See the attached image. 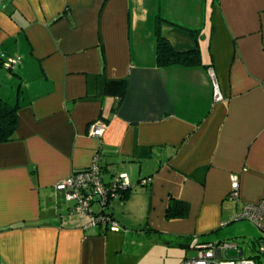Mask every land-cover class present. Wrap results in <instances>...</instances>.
I'll use <instances>...</instances> for the list:
<instances>
[{
    "label": "crops",
    "instance_id": "1",
    "mask_svg": "<svg viewBox=\"0 0 264 264\" xmlns=\"http://www.w3.org/2000/svg\"><path fill=\"white\" fill-rule=\"evenodd\" d=\"M158 18L199 65L157 67ZM0 57L21 59L5 77L0 65V102L19 106L0 144V264H154L189 236L222 243L210 236L264 195V0H1ZM123 80L120 102L104 93ZM97 121L101 138L88 135ZM96 153L105 182L132 187L108 212L118 231L55 191ZM170 196L187 218L165 219Z\"/></svg>",
    "mask_w": 264,
    "mask_h": 264
},
{
    "label": "built area",
    "instance_id": "2",
    "mask_svg": "<svg viewBox=\"0 0 264 264\" xmlns=\"http://www.w3.org/2000/svg\"><path fill=\"white\" fill-rule=\"evenodd\" d=\"M2 58V66L6 72L11 73L20 66L21 59L19 57ZM209 76L213 82V99L220 101L222 97L212 70H209ZM106 127L107 124L103 122H93L89 125L88 135L101 138ZM99 161L100 153H96L86 168L76 171L58 182L55 185V191L62 194L65 200L71 204L69 212L87 216L90 226H104L111 231H118L119 224L107 212V209L113 200L121 199L122 193L131 190L132 187L126 174L114 176L110 182H105ZM141 183L145 185L147 181L142 180ZM238 191L239 178L233 176L230 197L237 199ZM95 205L100 207L97 212L93 208ZM236 220H248L260 229L262 238L259 239L258 253L264 256V195L257 203L245 205ZM189 248L197 250V255L184 259L179 264H257L251 258H224V252L230 248H237L236 244L203 243L198 237L193 236L189 241Z\"/></svg>",
    "mask_w": 264,
    "mask_h": 264
},
{
    "label": "trees",
    "instance_id": "3",
    "mask_svg": "<svg viewBox=\"0 0 264 264\" xmlns=\"http://www.w3.org/2000/svg\"><path fill=\"white\" fill-rule=\"evenodd\" d=\"M161 19H157V39H156V65L159 68L168 67L172 65H183V66H196L200 64V50L198 48L186 52L175 51L168 40L163 38L159 33V24ZM184 29V28H183ZM189 32L195 40L198 42L200 37L199 30H189ZM3 58L0 57V65L2 66ZM5 70V69H4ZM127 91V81L121 82H110L105 85L104 93L106 95L113 96L117 101H121ZM19 109L18 104H9L7 102H0V144L9 143L13 141L14 132L16 129L17 118L16 113ZM142 180H140V183ZM132 190V189H131ZM127 190L122 193V198L126 199L131 192ZM189 215V204L176 199L172 196L168 198L167 206L165 210L166 220H177L185 219ZM192 236H189V241ZM206 243V242H203ZM189 248V244H188ZM187 259V258H185ZM183 261V260H182Z\"/></svg>",
    "mask_w": 264,
    "mask_h": 264
},
{
    "label": "rangeland",
    "instance_id": "4",
    "mask_svg": "<svg viewBox=\"0 0 264 264\" xmlns=\"http://www.w3.org/2000/svg\"><path fill=\"white\" fill-rule=\"evenodd\" d=\"M1 75L5 77L4 68L1 69ZM5 72V73H4ZM2 87L5 90H10V85L6 84L7 80L4 78ZM13 86V85H12ZM15 87V86H14ZM13 89V92L16 91ZM14 100L11 102L13 104ZM119 175V174H118ZM116 175V176H118ZM119 203V201H116ZM94 210L97 212L100 210L98 205H95ZM112 210V204L108 207L107 212ZM234 220V219H233ZM213 241H222L224 244H236L237 248H230L224 252V258L226 259H237V258H251L254 259L257 264H264V256L259 255V239L262 238V232L260 229L248 220H235L227 226L221 228L217 233L210 236ZM208 238V237H207ZM207 241V239H205ZM216 243V242H213ZM170 257H157L154 264H179L183 258H193L197 255L195 249H179L174 246L171 249ZM165 258V259H164ZM150 264V263H147Z\"/></svg>",
    "mask_w": 264,
    "mask_h": 264
}]
</instances>
